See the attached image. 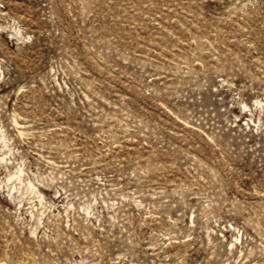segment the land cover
<instances>
[{
	"label": "rangeland",
	"instance_id": "rangeland-1",
	"mask_svg": "<svg viewBox=\"0 0 264 264\" xmlns=\"http://www.w3.org/2000/svg\"><path fill=\"white\" fill-rule=\"evenodd\" d=\"M0 264H264V0H0Z\"/></svg>",
	"mask_w": 264,
	"mask_h": 264
}]
</instances>
